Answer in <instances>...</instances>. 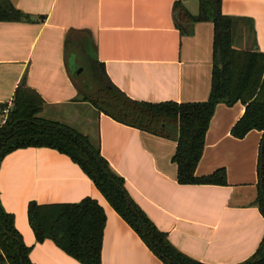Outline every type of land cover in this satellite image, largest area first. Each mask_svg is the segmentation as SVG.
Returning a JSON list of instances; mask_svg holds the SVG:
<instances>
[{"label": "crops", "instance_id": "crops-1", "mask_svg": "<svg viewBox=\"0 0 264 264\" xmlns=\"http://www.w3.org/2000/svg\"><path fill=\"white\" fill-rule=\"evenodd\" d=\"M177 1L191 14L199 13L194 0H10L23 17L0 21V104L13 105L25 77L45 100L41 115L97 142L124 178L131 199L174 247L205 264H240L264 238V214L256 204L264 132L252 130L242 138L232 133L246 105L239 100L216 106L196 168L199 177L224 169L227 183L182 184L173 161L177 141L120 123L80 101L68 66L66 44L73 34L132 99L207 101L215 25L199 21L183 35L176 24ZM222 13L250 25L251 38L246 25L236 29L244 35L233 36L234 47L264 53V0H222ZM6 116L0 114V125ZM87 197L98 200L107 215L102 264H167L68 155L47 147L22 148L0 165L1 204L13 214L34 264L81 263L54 241L37 240L29 203H76Z\"/></svg>", "mask_w": 264, "mask_h": 264}, {"label": "trees", "instance_id": "trees-1", "mask_svg": "<svg viewBox=\"0 0 264 264\" xmlns=\"http://www.w3.org/2000/svg\"><path fill=\"white\" fill-rule=\"evenodd\" d=\"M199 4V13L193 15L177 1L175 18L183 35L189 34L196 22H214V69L207 101L153 103L132 99L111 81L104 64L94 57L87 43L73 34L67 38V61L80 101L92 104L120 123L177 141L173 161L178 166L180 183L226 184L224 169L199 177L196 168L219 103L232 105L240 100L246 105V112L232 129L234 136L242 138L252 130L264 132V53L234 47L233 24L237 19L222 13V0H199ZM22 17V12L10 0H0V21ZM79 68L82 71L75 75ZM44 106L45 100L27 86L24 77L0 127V165L6 155L18 149H56L82 167L112 207L164 262L205 264L174 247L167 234L131 199L124 178L111 168L97 142L66 124L43 117ZM8 107V104H0V114ZM262 164L256 204L264 214V139L260 152V166ZM28 217L39 242L54 241L81 264H102L107 215L98 200L87 197L76 203L30 202ZM30 251L31 247L25 244L16 228L13 214L5 211L0 200V263L34 264ZM240 264H264V238L255 254Z\"/></svg>", "mask_w": 264, "mask_h": 264}, {"label": "rangeland", "instance_id": "rangeland-1", "mask_svg": "<svg viewBox=\"0 0 264 264\" xmlns=\"http://www.w3.org/2000/svg\"><path fill=\"white\" fill-rule=\"evenodd\" d=\"M198 1L199 0H194V2H195V5H198ZM242 25H246V32L245 33H247L246 34V36H248V38H251L252 37V34L250 33V31L248 32L247 30H249L250 29V25L249 24H247V23H243V22H240V21H235L234 22V24H233V30H234V37L236 38V39H241L242 37L241 36H243L244 35V33H242L241 34V32H236V29H240L241 27H243ZM243 50H249L247 47H245ZM78 64V63H77ZM77 64L75 63V66H74V64H73V66L74 67H77ZM80 69V68H79ZM4 124V123H3ZM3 124H1L0 125V127L3 125ZM97 138H93V140H96ZM95 142V141H94Z\"/></svg>", "mask_w": 264, "mask_h": 264}, {"label": "water", "instance_id": "water-1", "mask_svg": "<svg viewBox=\"0 0 264 264\" xmlns=\"http://www.w3.org/2000/svg\"><path fill=\"white\" fill-rule=\"evenodd\" d=\"M81 71H82V69L78 70V71L75 73V75H78ZM262 166H263V164L261 165V168H262ZM128 203H129V201H128Z\"/></svg>", "mask_w": 264, "mask_h": 264}, {"label": "built area", "instance_id": "built-area-1", "mask_svg": "<svg viewBox=\"0 0 264 264\" xmlns=\"http://www.w3.org/2000/svg\"><path fill=\"white\" fill-rule=\"evenodd\" d=\"M10 107H11V106H9L8 108H6V109L4 110V113H5V114L8 113V110H9Z\"/></svg>", "mask_w": 264, "mask_h": 264}]
</instances>
